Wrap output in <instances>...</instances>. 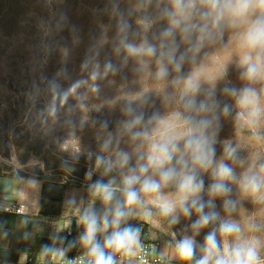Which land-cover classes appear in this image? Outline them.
<instances>
[{
  "label": "rangeland",
  "instance_id": "374dc122",
  "mask_svg": "<svg viewBox=\"0 0 264 264\" xmlns=\"http://www.w3.org/2000/svg\"><path fill=\"white\" fill-rule=\"evenodd\" d=\"M172 11L171 0H0V172L42 182L58 203L77 207L79 219L90 207H102L111 219L117 201L123 203L121 191L106 205L92 185L112 181L122 188L123 176L144 162L150 141L210 120L213 167L223 161L234 173L227 194L210 196L212 169H196L204 185L199 202L216 219L197 231L194 208L187 216L179 207L165 216L156 195L149 194L141 195L122 224L168 259L197 264L215 230L221 250L225 242L232 248L256 241L264 264V187L243 188L245 176L264 181V78L244 75L247 23L213 28L197 10L173 28ZM206 23L211 36L201 41ZM145 42L156 49L154 55L127 51L126 45ZM161 67L167 71L162 78ZM189 77L198 85L195 92L186 91ZM245 88L255 91L259 115L250 114L256 104L238 103ZM136 116L141 123L130 132L125 124ZM137 131L150 140H133ZM120 152L130 156L124 168L115 163ZM98 156L105 160L100 166ZM160 194L178 199L176 184ZM5 196L15 197L10 191ZM225 222L235 223L239 232L221 235ZM185 237L194 241L190 261L176 248Z\"/></svg>",
  "mask_w": 264,
  "mask_h": 264
},
{
  "label": "clouds",
  "instance_id": "9594fccd",
  "mask_svg": "<svg viewBox=\"0 0 264 264\" xmlns=\"http://www.w3.org/2000/svg\"><path fill=\"white\" fill-rule=\"evenodd\" d=\"M171 3L173 6L171 13L173 28L180 27L197 10L200 11L203 20L211 22L213 28L219 27L222 22H227L233 27L247 23V28L242 35V47L247 49L241 59V64L246 66L244 75L249 79L264 78V0H171ZM170 34L171 31L165 33V35ZM206 35L211 36L207 23L201 29L199 39L204 40ZM126 47L132 55L147 54L151 56L156 52V49L146 42L139 46L128 44ZM166 74V69L161 67L158 76L162 78ZM93 79H95V75ZM197 87L195 79L189 77L186 91L195 92ZM238 103L242 107L256 104L257 106L252 108L250 114L259 115L258 98L253 89L245 88ZM141 120L142 117L136 116L125 124V128L131 132L141 123ZM210 125L211 121L204 119L188 127L182 133L169 135L160 141H150L147 152L142 157L144 162L138 161L137 165L130 168L128 173L123 176L122 188L114 187L112 181L104 183L97 180L92 185L94 192L101 196L106 205L111 204L118 190L122 193L123 203L117 201L112 209L110 220L107 213L102 218L87 211L83 215L82 222L85 225V232L81 239L89 247V255L93 258L90 264H114L113 254H106L105 248L112 249L113 253H126L131 251L132 246L138 242L137 230L131 227L121 230L120 225L129 218L133 206L141 202V195L155 194L156 201L154 202L159 203L161 212L165 216L173 214L177 207L187 216L194 208L199 217L193 225L197 231L207 227L216 219L217 214L212 212L205 214L204 205L199 202V194L204 185L203 181L197 178L196 169L205 171L212 169L214 182L209 189L210 196L227 194L230 191L227 181L234 179V173L233 169L223 161L213 167L215 149L213 147L214 136L208 133ZM140 137L150 140L146 132H132L133 140ZM181 140H183L182 148L179 145ZM108 145L109 142H105L103 148H108ZM226 151L228 150L226 149ZM174 159L175 165L173 164ZM129 161V154L120 152L117 154L115 163L120 168H124L129 164ZM96 163L97 166H100L105 163V160L98 156ZM109 170H111L110 167ZM156 176H159V179H156ZM170 183L176 184L178 199H168L160 194L161 188ZM262 187H264V181L255 175L245 176L243 179V188L246 191L260 192ZM228 203L230 202H225L226 205ZM109 227L112 228V233L106 236L104 245L101 247L96 242V235L101 231L107 232ZM219 231L221 235L229 236L238 233L239 228L235 223L225 222L220 225ZM176 248L181 259L188 261L192 259L194 252L192 238L185 237L177 243ZM203 253L197 264H261L256 241L237 244L232 248H229L225 242L223 250H221L215 230L206 237Z\"/></svg>",
  "mask_w": 264,
  "mask_h": 264
},
{
  "label": "crops",
  "instance_id": "0c3cea01",
  "mask_svg": "<svg viewBox=\"0 0 264 264\" xmlns=\"http://www.w3.org/2000/svg\"><path fill=\"white\" fill-rule=\"evenodd\" d=\"M0 184L4 189H0L2 203H26L31 209L22 217L0 214V263L24 264L27 257L50 263L71 250L89 254V247L81 239L85 225L74 212L77 207L58 203L55 196L46 193L40 181L0 172ZM5 191H10L15 196L14 200L6 199ZM87 212L95 213L98 218L107 213L102 207H90ZM124 228L126 226L121 223L120 229ZM68 231L71 235L67 234ZM137 232L138 242L126 252L128 254H132L140 243L141 233ZM111 233V227L107 232H98L96 242L103 247L106 236ZM107 250L104 249L105 253Z\"/></svg>",
  "mask_w": 264,
  "mask_h": 264
},
{
  "label": "built area",
  "instance_id": "2783aa9c",
  "mask_svg": "<svg viewBox=\"0 0 264 264\" xmlns=\"http://www.w3.org/2000/svg\"><path fill=\"white\" fill-rule=\"evenodd\" d=\"M30 211V206L26 203L4 204L1 202L0 198V214L2 215L22 217L28 215ZM67 234L71 235V232L68 231ZM109 253L113 254L114 263L116 264H194L185 263L181 260L168 259L159 253H155L152 246L146 243H139L132 254L125 252L113 253L112 249L107 250L106 254ZM92 259L93 258L88 253L71 250L63 257L50 263L37 262L32 257H27L24 264H90Z\"/></svg>",
  "mask_w": 264,
  "mask_h": 264
}]
</instances>
